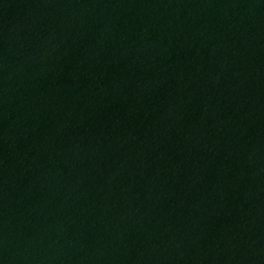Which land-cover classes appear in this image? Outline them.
<instances>
[{"label": "water", "instance_id": "1", "mask_svg": "<svg viewBox=\"0 0 264 264\" xmlns=\"http://www.w3.org/2000/svg\"><path fill=\"white\" fill-rule=\"evenodd\" d=\"M0 264H264V0H0Z\"/></svg>", "mask_w": 264, "mask_h": 264}]
</instances>
